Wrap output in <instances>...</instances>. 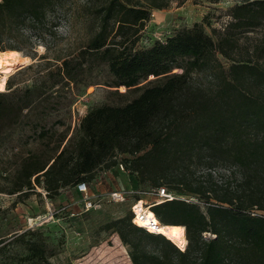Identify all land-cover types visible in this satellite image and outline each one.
I'll list each match as a JSON object with an SVG mask.
<instances>
[{"label":"trees","instance_id":"trees-1","mask_svg":"<svg viewBox=\"0 0 264 264\" xmlns=\"http://www.w3.org/2000/svg\"><path fill=\"white\" fill-rule=\"evenodd\" d=\"M177 1L182 5L186 0H86L78 19L89 36L67 47L58 29L69 13H78L74 0L0 2V52L23 51L35 58L39 45L46 48L41 57L46 63L35 66L33 87H14L10 78L9 91L0 92V135L40 102L45 91L78 84L104 66L112 77L107 86L117 88L121 96L134 94L122 104L92 107L78 123L77 134L59 140L48 161L35 154L25 157L14 190L28 197L40 187L54 198L63 189L93 181L98 171L121 164L146 181L153 161H170L173 172L150 178L157 194L164 188L174 198L147 212L155 213L168 229L178 230L188 244L184 248L164 234L134 225L131 212L108 225L117 227L126 243L131 244L123 228L132 225L164 239L171 250L152 258L132 244L133 264H264V98L252 100L242 93L251 80L264 92V33L255 43L242 40L262 25L264 0H235L223 30L212 28L209 33L195 23L138 49L152 11ZM222 59L230 63L228 69ZM202 72L218 81V102L211 95L212 84L203 86L199 80ZM230 89L241 103L230 101ZM252 104L259 108H243ZM193 164L203 171L188 170ZM230 165L239 170L226 176ZM172 191L193 198L176 197ZM29 249V264H52L41 244ZM169 255L176 262H169Z\"/></svg>","mask_w":264,"mask_h":264},{"label":"rangeland","instance_id":"rangeland-1","mask_svg":"<svg viewBox=\"0 0 264 264\" xmlns=\"http://www.w3.org/2000/svg\"><path fill=\"white\" fill-rule=\"evenodd\" d=\"M74 3V10L78 13H69L58 29L65 47L76 45L89 36L85 25L78 19V15L83 14L86 0H74ZM178 3L173 2L168 8L152 11L151 20L137 45L138 49L150 47L155 41L165 40L195 23L203 24L209 33H212V28L223 30L231 21L229 10L236 2L186 0L182 5ZM261 20L263 23L258 31L243 36L244 44L255 43L262 38L264 18ZM21 53L26 56V52ZM45 53L46 48L39 45L36 57L28 56L32 61L8 78L13 80L14 87L24 89L34 86L37 80L35 66L46 63V59L41 60ZM222 61L228 69L230 63L225 59ZM260 62L264 64V59ZM31 64L34 68L28 69ZM19 71L23 73L18 75ZM83 78L78 84L73 82L54 92L45 91L40 102L25 110L21 119L7 127L0 135V264H29L26 258L31 252L30 246L34 243L45 248L46 257L52 264H133L132 244H136L141 252L152 258L164 257L171 251L164 239L152 238L132 225L123 228L131 244L126 243L121 237V231L108 225L119 218L131 216V205L138 197L145 205L163 200V197L157 194L150 177L173 172L174 168L168 169L170 161H153L145 173L146 181H143L140 175L131 174L119 165L98 171L96 178L88 183L89 197L93 202V207L89 210L83 204V196L74 187L63 189L54 198H50L40 187L28 197H23L20 192L14 190L16 171L25 157L35 154L48 161L54 156V147L59 140L66 137L67 141L77 134L78 123L92 107L122 104L134 96H121L117 93V88L106 85L112 77L105 66L87 73ZM151 79L153 77L148 80ZM199 80L203 86L212 84L211 95L214 102H218L219 97L216 94L219 92V86L215 84L218 81L212 80L204 72L200 74ZM89 81L93 83L87 85ZM8 91L7 89L6 92ZM119 91L125 93L122 88ZM243 92L252 95V100L264 98V92L255 80L246 81ZM228 96L232 103L242 101L233 89L227 91ZM243 108L259 107L252 104ZM125 157L129 156H120ZM189 168L188 170L196 173L203 171L201 166L195 164ZM228 168L225 170L226 176L233 170H239L235 165ZM232 182L235 186L236 181ZM113 191L126 193L127 200L112 201L108 195ZM172 192L176 197L193 198L191 194L178 195ZM204 237L212 238L215 235L205 233ZM168 259L169 262H176L171 255ZM198 259L199 256L192 260Z\"/></svg>","mask_w":264,"mask_h":264},{"label":"built area","instance_id":"built-area-1","mask_svg":"<svg viewBox=\"0 0 264 264\" xmlns=\"http://www.w3.org/2000/svg\"><path fill=\"white\" fill-rule=\"evenodd\" d=\"M2 0H0L1 2ZM122 168H124V166L121 164L120 165ZM77 191L83 196L84 198V206L87 210H89L90 208L93 207V202L91 200V197H89V191H88V184L86 182H82L80 184H78L77 186ZM161 197H163V200H158L156 201V203H153L151 205H145V202L140 199V200H135L132 205H131V212L133 214V219L132 222L134 225L145 229L147 232L149 233H153V234H161L157 228L160 226V224L157 222V217L154 213V217H152V219L150 221L147 222V211L151 210L152 211V207L160 202H163L165 200H171L173 199V195L169 194L165 191V189H161L159 194ZM109 198L114 201V202H124L127 200V194L121 191H113L111 193H109ZM258 214V212H254L253 215ZM159 220V219H158Z\"/></svg>","mask_w":264,"mask_h":264},{"label":"bare ground","instance_id":"bare-ground-1","mask_svg":"<svg viewBox=\"0 0 264 264\" xmlns=\"http://www.w3.org/2000/svg\"><path fill=\"white\" fill-rule=\"evenodd\" d=\"M31 61L32 60L30 59V57L22 55V53L19 51L8 50L0 52V92H5L7 90L6 84L8 78L13 75L14 72L19 70L20 68L25 67ZM146 215L147 222L150 221L152 217H154L148 214V212L146 213ZM157 222L160 224L157 230L161 234H164L170 239L178 241V243L184 248L187 246L188 241L186 237L182 236L178 230L168 229L158 219Z\"/></svg>","mask_w":264,"mask_h":264}]
</instances>
